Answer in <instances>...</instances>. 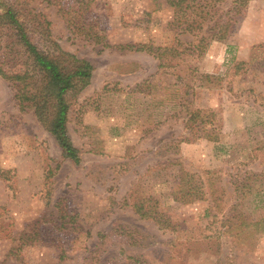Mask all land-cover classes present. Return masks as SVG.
I'll use <instances>...</instances> for the list:
<instances>
[{"label": "rangeland", "instance_id": "obj_1", "mask_svg": "<svg viewBox=\"0 0 264 264\" xmlns=\"http://www.w3.org/2000/svg\"><path fill=\"white\" fill-rule=\"evenodd\" d=\"M7 1L93 70L68 112L79 163L0 76V264H264V0L207 43L166 0Z\"/></svg>", "mask_w": 264, "mask_h": 264}, {"label": "trees", "instance_id": "obj_2", "mask_svg": "<svg viewBox=\"0 0 264 264\" xmlns=\"http://www.w3.org/2000/svg\"><path fill=\"white\" fill-rule=\"evenodd\" d=\"M75 1L85 3L84 0ZM223 1L226 0H166V3L173 8L172 25L187 32L204 29L200 42L206 40L207 43L210 38L223 40L228 37L249 0H229V7L220 10L216 17L214 14L219 8L215 6ZM78 12L76 21L70 19L68 23L83 29L88 23L81 21L84 10L79 8ZM48 24L43 13L33 12L18 2L0 0V76L9 81L19 109H32L37 120L55 138L62 155L79 163L80 150L67 133L68 112L78 93L89 85L93 67L88 60L61 49L51 40ZM118 47L144 50L158 59L159 67L167 64L157 52L161 47L152 43H126ZM200 112L190 111L187 124L191 123L187 126L204 132L203 137H206L209 130H205V126L209 122ZM133 208L141 217L151 216L141 205ZM58 211L63 217L68 216L63 207Z\"/></svg>", "mask_w": 264, "mask_h": 264}]
</instances>
